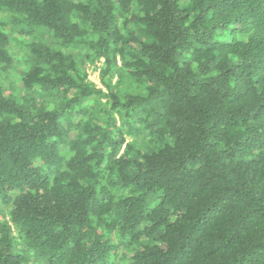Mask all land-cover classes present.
<instances>
[{"label":"trees","instance_id":"trees-1","mask_svg":"<svg viewBox=\"0 0 264 264\" xmlns=\"http://www.w3.org/2000/svg\"><path fill=\"white\" fill-rule=\"evenodd\" d=\"M0 264H264V0H0Z\"/></svg>","mask_w":264,"mask_h":264},{"label":"rangeland","instance_id":"rangeland-1","mask_svg":"<svg viewBox=\"0 0 264 264\" xmlns=\"http://www.w3.org/2000/svg\"><path fill=\"white\" fill-rule=\"evenodd\" d=\"M15 70L19 71L17 67ZM89 76L91 80L95 81L99 86H102L99 69L90 70Z\"/></svg>","mask_w":264,"mask_h":264},{"label":"clouds","instance_id":"clouds-1","mask_svg":"<svg viewBox=\"0 0 264 264\" xmlns=\"http://www.w3.org/2000/svg\"><path fill=\"white\" fill-rule=\"evenodd\" d=\"M233 59H235V57H233ZM48 108H49V109L52 108V104H51V103H49ZM221 147H223V145H221Z\"/></svg>","mask_w":264,"mask_h":264}]
</instances>
